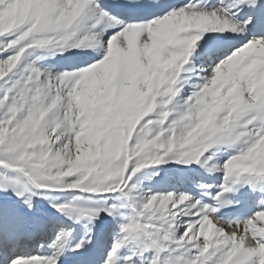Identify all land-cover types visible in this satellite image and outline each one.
I'll return each instance as SVG.
<instances>
[{
  "label": "snow or ice",
  "instance_id": "snow-or-ice-1",
  "mask_svg": "<svg viewBox=\"0 0 264 264\" xmlns=\"http://www.w3.org/2000/svg\"><path fill=\"white\" fill-rule=\"evenodd\" d=\"M82 46L84 66L37 64ZM0 90V168L18 174L0 172V264H264V0H0ZM170 156L223 183L137 195ZM246 199L250 217L219 215Z\"/></svg>",
  "mask_w": 264,
  "mask_h": 264
},
{
  "label": "bare ground",
  "instance_id": "bare-ground-1",
  "mask_svg": "<svg viewBox=\"0 0 264 264\" xmlns=\"http://www.w3.org/2000/svg\"><path fill=\"white\" fill-rule=\"evenodd\" d=\"M233 42L235 43V42H239V41L234 40ZM71 49H70V51H61L60 50V52H57V54L55 56L49 54L45 59H47L52 64H57L58 70L64 69V68L72 69L73 62L75 61L74 58H76V56H78V55H72V53L74 51ZM74 50L78 52L76 54H79V53L83 52L85 49L82 46L81 48H75ZM67 52L69 53V57H61L60 53H67ZM45 59L40 60V64H38V63L37 64L42 66V67H48V66L42 64ZM86 59H89V57H85V56L79 57V61H81V63L83 60H86ZM81 66H84V65L81 64ZM58 70H54V71H58ZM152 115L154 116L153 118H155V115L154 114H152ZM152 115H151V117H152ZM224 151H222V152H224ZM231 154H233V150L230 148L226 149L224 156L218 157L220 163L223 164L224 162H226V160L229 158V156ZM164 171L161 172L158 176L150 178L151 179L150 184L157 186V188H159L163 192L168 191V190H170L171 192H187L190 190H194L197 193H199V189L194 188L193 181H198L200 179H203L209 184L220 185L223 183V179L225 176L224 172H217L214 175H210L205 171V169L196 165L195 163L188 165V166L185 165L176 171H174V170L166 171V172H164ZM148 175H150V174H148ZM148 175H147V178H148ZM189 178H191V179H189ZM69 191H73V190L64 191L66 194V197H64V199L72 197ZM216 191H219L218 187L212 190V195H215ZM241 191H244V190H241ZM57 192H62V191L57 190ZM233 193L228 194L230 199H231V196ZM232 208H236V207L232 206L229 208H224L221 210V212H228ZM41 210L44 212V214L46 216L59 219L67 227H78V228L81 227V225L74 224V222L72 220L68 219L67 216L59 217V216H56L52 212H48V211H45L43 209H41ZM56 231H58V229L49 232L48 235L44 237V240L47 241L48 243H51L53 241L52 239L54 237L56 238ZM29 248L31 249V247H29ZM48 251H49V249L46 247V249H44V252L47 253Z\"/></svg>",
  "mask_w": 264,
  "mask_h": 264
},
{
  "label": "rangeland",
  "instance_id": "rangeland-1",
  "mask_svg": "<svg viewBox=\"0 0 264 264\" xmlns=\"http://www.w3.org/2000/svg\"><path fill=\"white\" fill-rule=\"evenodd\" d=\"M69 43H71V42H69ZM71 50H73V48ZM49 51L50 52L51 51L52 52H55L56 51V54H57V52H59L60 49L52 48ZM73 51H75V50H73ZM33 59H35V57H33ZM37 63L40 64V60H38ZM22 67H23V65H18L17 66V69H15L14 72L21 71ZM10 77H12V74H10ZM12 78H18V77H12ZM6 79H8V78H6ZM0 91H2V90H0ZM151 115L152 114H150V116ZM153 117L154 116L152 115V118ZM225 151L224 152H221L219 154V156H222L223 157ZM185 165L186 164H183V163H177L176 162V158L170 156V157L167 158V162L166 163H163L161 165H154V166H151L148 169L142 170L140 173H138L136 175V177H133V182L138 185L137 193L136 194L137 195H140V194H144V193H148V192H151L152 194H161V195L168 194L169 192H171L170 190L163 192L162 190H160L159 188H157V186H154V185H151L150 184L151 174L154 173V172H159V174H160L165 169L166 170L164 172H166V171H172V170L176 171V170H178L179 168H181V167H183ZM186 166H188V165H186ZM4 171H7V174L10 175V176H16V175H18L17 173L12 172L11 170H5L3 168H0V172H4ZM148 174H150V175H148ZM147 175H148V178H147ZM69 192H70V194H71L72 197L66 198V199H64V197H66L65 192L64 193L63 192H57V190H50L49 191V195H50L51 198H53V199H59L61 202L72 201V200H74L77 197H84V200L82 201V203H84L85 206H88V207H94L95 206V200L98 199L100 196H107V197H111L112 196V194H107V193H102V194L83 193L80 190H73V191H69ZM5 195H6L5 193L0 192V198H3ZM7 195L10 196L11 193H8ZM90 197L92 199H89ZM38 202L40 204L39 206H40L41 209H43L45 211H48V212H52L56 216H59V217L65 216V215H62L61 213H58L54 208H52L51 204L49 203V201L47 199H40ZM108 203H115V201L112 200V199H109L108 200ZM124 211H127V210H124ZM108 219L113 224V232L110 234V241H111V239H114L115 236L117 234H119V232H120V224L122 223V220H121L120 217H118L116 220H111L110 217ZM184 219H187V218H184ZM180 231L182 232L183 231V228H181ZM54 239H55V237L52 240H54ZM130 247L131 246H128V248H125L124 251H123V253H122V255H128L129 254V248Z\"/></svg>",
  "mask_w": 264,
  "mask_h": 264
}]
</instances>
